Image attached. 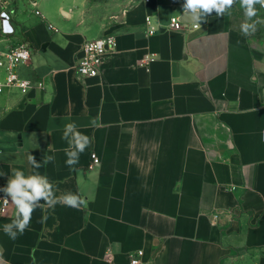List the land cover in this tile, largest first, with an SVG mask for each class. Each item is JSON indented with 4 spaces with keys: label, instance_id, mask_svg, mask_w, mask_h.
<instances>
[{
    "label": "crops",
    "instance_id": "1",
    "mask_svg": "<svg viewBox=\"0 0 264 264\" xmlns=\"http://www.w3.org/2000/svg\"><path fill=\"white\" fill-rule=\"evenodd\" d=\"M130 1L99 31L77 0H12L14 31L2 45L47 44L36 64L31 55L18 67L45 85L0 93V177L7 186L12 168L36 171L28 154L53 155L40 174L56 195L77 193L87 204L38 207L14 241L3 231L11 204L0 218L3 258L130 264L143 250L141 264H264V42L252 46L232 14L175 29L184 0ZM28 4L41 19L25 14ZM106 34L116 45L102 70L80 78L83 44ZM98 113L102 126L93 128ZM73 121L93 142L70 170L62 135Z\"/></svg>",
    "mask_w": 264,
    "mask_h": 264
},
{
    "label": "clouds",
    "instance_id": "2",
    "mask_svg": "<svg viewBox=\"0 0 264 264\" xmlns=\"http://www.w3.org/2000/svg\"><path fill=\"white\" fill-rule=\"evenodd\" d=\"M236 3H239L245 17L244 22L240 25V31L244 36H250L257 30V22L253 19L257 16V5L264 9V0H184L183 12L196 27H200L201 23L206 21V18L213 12H215L217 17H223L226 14L230 16ZM0 18H2L0 19V26H2L3 32L5 34L12 33L13 28L7 13L0 12ZM89 126L93 128L101 127V114L98 113L95 117H92ZM62 139L68 145L64 149L65 164L70 170H75V165L79 163L80 155L92 144L93 140L81 132L74 121L65 124ZM261 140L264 142V131L261 132ZM27 160L36 171L26 175L24 171L12 168L7 186L0 189L7 197L11 198V204L16 209L12 221L3 226L5 235L13 241L29 227L32 215L38 207L54 208L57 204H62L79 210L87 204L85 198L77 193L66 191L59 196L56 195L57 189L55 185L46 174H40L38 170L54 162L55 156L48 155L41 162H37L33 155L28 154ZM41 200L44 203L41 204ZM3 203L7 206L9 204L8 199L5 198ZM46 219L47 217H42V221ZM32 259H35L34 256ZM0 264H10L9 261L3 258L2 250H0Z\"/></svg>",
    "mask_w": 264,
    "mask_h": 264
},
{
    "label": "built area",
    "instance_id": "3",
    "mask_svg": "<svg viewBox=\"0 0 264 264\" xmlns=\"http://www.w3.org/2000/svg\"><path fill=\"white\" fill-rule=\"evenodd\" d=\"M0 12L7 13L11 24L13 16L12 0H0ZM37 13H39V11H37ZM147 20H149V17H147ZM185 24L186 22L181 21L178 16H173L171 18L172 28L179 29ZM193 27L197 28L195 24H193ZM150 32L152 33L153 29L150 30ZM3 33L2 26H0V72H2V75L0 73V93L5 92L6 90H19L27 93L33 88L43 89L45 85L43 80L24 77L20 75L18 71L19 65L28 62L31 58L32 53L30 44L26 40L22 39L3 47V39L1 37ZM115 45L116 37L113 34H106L85 41L82 48L83 54L80 56L76 64L78 76L80 78L98 76L102 70L108 52L114 48ZM153 59V56H147L141 64L146 65ZM97 160L100 163L101 160L98 154L96 152H92L91 165H96ZM4 187L6 186L0 177V189ZM5 198L9 201L7 206L3 203ZM10 205L11 198L7 197L3 191H0V218L7 214ZM143 254V250H137L130 255L129 263L141 264Z\"/></svg>",
    "mask_w": 264,
    "mask_h": 264
},
{
    "label": "rangeland",
    "instance_id": "4",
    "mask_svg": "<svg viewBox=\"0 0 264 264\" xmlns=\"http://www.w3.org/2000/svg\"><path fill=\"white\" fill-rule=\"evenodd\" d=\"M71 1L72 0H56V2H65L68 5L71 4ZM130 2V0H77V4L81 5V16L86 18V23H88L89 26H91L92 28H94L95 26L97 29H99V31L105 26L104 23L107 20L108 16L115 15L119 10H121L122 7ZM39 9L42 12L41 8ZM257 10V16L253 18L257 22V30L254 34L248 36L252 46H258L260 45V43L264 42V9H261L257 5ZM24 11L25 14L31 17V19H41V15L36 14V8L32 7L30 4H28L27 7H24ZM63 13L60 10L56 9L57 16H60ZM232 18L233 26L240 30V25L242 22H244L245 17L239 3H236L232 8ZM54 24L56 25L58 30H63L60 24ZM31 53L33 62L35 64L37 63V56L41 57L47 54L46 51H43L41 49L37 50L34 47H31Z\"/></svg>",
    "mask_w": 264,
    "mask_h": 264
},
{
    "label": "water",
    "instance_id": "5",
    "mask_svg": "<svg viewBox=\"0 0 264 264\" xmlns=\"http://www.w3.org/2000/svg\"><path fill=\"white\" fill-rule=\"evenodd\" d=\"M180 20L183 21V22H191L185 15H184V12L181 13L180 15ZM119 19H121V17H119ZM47 48V44H43L42 46V50L45 51Z\"/></svg>",
    "mask_w": 264,
    "mask_h": 264
}]
</instances>
